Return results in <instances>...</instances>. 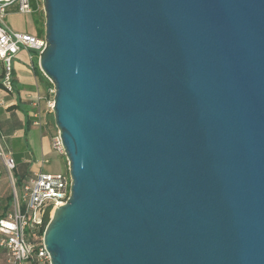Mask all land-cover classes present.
Returning <instances> with one entry per match:
<instances>
[{
	"label": "water",
	"instance_id": "95a60500",
	"mask_svg": "<svg viewBox=\"0 0 264 264\" xmlns=\"http://www.w3.org/2000/svg\"><path fill=\"white\" fill-rule=\"evenodd\" d=\"M42 1L51 263L264 264V0Z\"/></svg>",
	"mask_w": 264,
	"mask_h": 264
},
{
	"label": "built area",
	"instance_id": "2783aa9c",
	"mask_svg": "<svg viewBox=\"0 0 264 264\" xmlns=\"http://www.w3.org/2000/svg\"><path fill=\"white\" fill-rule=\"evenodd\" d=\"M16 5L21 13L31 14L34 9L30 0H0V60L2 62V85L8 92L14 90V62L18 53L28 50L38 55L45 48V36L12 29L4 21L10 6ZM41 8V7H38ZM44 10V8L42 7ZM47 105H54V86L49 90ZM55 152L65 155L59 133L52 138ZM0 159L10 175L13 200L11 210L0 218V252L5 264H52L51 256L42 241L37 240V231L44 225L45 216L51 217L57 206L70 196L71 175L64 172L39 171L17 183L14 171L17 163L12 154L0 143Z\"/></svg>",
	"mask_w": 264,
	"mask_h": 264
},
{
	"label": "crops",
	"instance_id": "0c3cea01",
	"mask_svg": "<svg viewBox=\"0 0 264 264\" xmlns=\"http://www.w3.org/2000/svg\"><path fill=\"white\" fill-rule=\"evenodd\" d=\"M28 15L12 5L4 21L14 30L30 32ZM34 66L32 53L22 49L14 62V90L8 92L2 85L3 65L0 60V143L15 158L16 171L22 181L36 172L45 171V164L50 162L54 153L55 125L47 105L52 86L43 72L37 73ZM3 167L0 159V182L4 178L1 176ZM0 264H5L2 252Z\"/></svg>",
	"mask_w": 264,
	"mask_h": 264
},
{
	"label": "rangeland",
	"instance_id": "374dc122",
	"mask_svg": "<svg viewBox=\"0 0 264 264\" xmlns=\"http://www.w3.org/2000/svg\"><path fill=\"white\" fill-rule=\"evenodd\" d=\"M31 6L33 7L34 11L28 15L27 18V25L31 33L37 34L38 36L45 35V13L42 9L43 1L42 0H30ZM41 7V8H38ZM42 16L44 18H42ZM5 20V18H4ZM55 134L58 133V129L54 126ZM54 134V135H55ZM69 165L66 160V156H61L57 152L54 151L53 156L50 159L49 163L45 164V171L50 172H64L68 169ZM1 176H3V182H0V203L4 201V199L11 193V179L10 175L7 173L5 168L1 169ZM0 209V213H1ZM51 219V217H50Z\"/></svg>",
	"mask_w": 264,
	"mask_h": 264
},
{
	"label": "trees",
	"instance_id": "16d2710c",
	"mask_svg": "<svg viewBox=\"0 0 264 264\" xmlns=\"http://www.w3.org/2000/svg\"><path fill=\"white\" fill-rule=\"evenodd\" d=\"M42 18H44V17L42 16ZM43 21H45V20L43 19ZM34 61H35V66L34 67H35L36 72L41 74L42 72H41V70H40V68L38 66V55H36V54L34 55ZM48 81L50 83V86L53 87L52 82L50 80H48ZM48 97H52V95L48 94ZM51 114H52V122L55 125L54 117H53V111L52 110H51ZM14 176L17 179V183L21 184L22 177L18 176L16 169L14 171ZM12 200H13V193H12V187H11V193L4 199V201H1V203H0V209L2 210L1 213H0V218L5 216L11 210ZM49 221H50V217L47 214L45 216L44 225L37 231V240L42 241L45 228H46V226H47Z\"/></svg>",
	"mask_w": 264,
	"mask_h": 264
}]
</instances>
